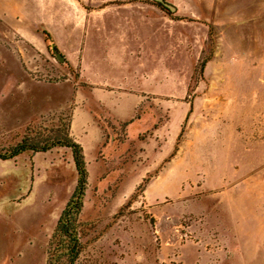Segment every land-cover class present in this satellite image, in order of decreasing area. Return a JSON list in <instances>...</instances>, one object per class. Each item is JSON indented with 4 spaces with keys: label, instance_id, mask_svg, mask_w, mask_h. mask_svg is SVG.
<instances>
[{
    "label": "rangeland",
    "instance_id": "rangeland-1",
    "mask_svg": "<svg viewBox=\"0 0 264 264\" xmlns=\"http://www.w3.org/2000/svg\"><path fill=\"white\" fill-rule=\"evenodd\" d=\"M163 1L0 0V152L81 145L76 264H264V0ZM121 3L130 63L84 69L104 93L57 54ZM86 30L88 61L113 51ZM76 180L66 147L0 160V264H46Z\"/></svg>",
    "mask_w": 264,
    "mask_h": 264
},
{
    "label": "trees",
    "instance_id": "trees-1",
    "mask_svg": "<svg viewBox=\"0 0 264 264\" xmlns=\"http://www.w3.org/2000/svg\"><path fill=\"white\" fill-rule=\"evenodd\" d=\"M44 34L46 39L49 40L50 35L45 31ZM56 147H66L71 150L77 180L49 239L46 264H76L84 248L80 241L81 222L79 217L88 184V172L81 145L70 136L68 131L64 135H59L53 139L34 141L24 137L11 149L0 152V160L15 159L26 151L46 153Z\"/></svg>",
    "mask_w": 264,
    "mask_h": 264
},
{
    "label": "crops",
    "instance_id": "crops-1",
    "mask_svg": "<svg viewBox=\"0 0 264 264\" xmlns=\"http://www.w3.org/2000/svg\"><path fill=\"white\" fill-rule=\"evenodd\" d=\"M127 5H128L127 3H125V4L121 3L119 6H117V8H121V9H119V11L117 10L116 14L109 12V13H105V14L101 15L99 18H96V19H94L93 17H89L88 21L85 23V25L81 29L83 31V33L81 35L76 34L73 37L74 38L73 43H74V47L76 49L71 51V52L64 53L65 57L62 55L63 59L67 61L69 66L73 70H76L77 72H79V77L81 78V80H83L89 86H92L91 89H94L95 87H99V88L104 87L105 90L102 89V90H104V93H105V91L110 93V92H113L116 90V87H110L109 85L106 86L107 83H105V82H103L101 84L99 83L97 85H91V83L89 81L85 80V77H84L85 70L84 69L86 68L87 65H90L91 62H92V64H93V62L94 63L98 62L99 64L102 63V64H106L110 67H113V68L121 69V68L125 67L126 65H128V63H130V61H131V54H130L131 44L129 45V43H130L131 39H133V40L138 39V35H136L135 33H132L130 31V24H129L130 20H129V18L125 19L124 12L127 10H124V8H126ZM108 7H109V5L104 6L103 8H101V11H105L106 8H108ZM108 14H111V15L114 14L115 17L118 18V21L110 23V25L107 24L105 21V17ZM73 18H74V27L77 29V27H76L77 21H76L75 17H73ZM87 23H90L91 28H93L96 31L95 36L97 37L98 40H104L107 44L111 42L112 46L115 47L113 49V51H111L109 48H105L102 55H100V57L98 59H96V61H95V59L88 61V59L85 57V50L83 49V47L85 45L84 44L85 40L87 38V32H86L87 31L86 30ZM135 36H137V37L135 38ZM57 46L59 49H61L58 44H57ZM77 49H80V50L78 51ZM13 60L16 63V58H13ZM132 60L136 64L139 65V57H137L135 59L133 58ZM66 83L71 89H73L75 92L78 93L79 90L78 89L75 90V88H74V86L76 85L75 83H73L69 79L67 80ZM118 91H123L126 93V91L123 89L121 90V88H119ZM46 112L47 111H43V110L37 112L35 118L40 117L41 115L45 114ZM30 122H31V120L25 122L24 126H26ZM24 153H26V152H24ZM7 161H9V160H7Z\"/></svg>",
    "mask_w": 264,
    "mask_h": 264
},
{
    "label": "water",
    "instance_id": "water-1",
    "mask_svg": "<svg viewBox=\"0 0 264 264\" xmlns=\"http://www.w3.org/2000/svg\"><path fill=\"white\" fill-rule=\"evenodd\" d=\"M157 3H159V4H161L162 5V7H164L165 9H167V10H169L170 12H174L175 11V7L174 6H172V5H170V4H168V3H165L163 0H155ZM57 57H58V59H60V60H64L63 59V56L62 55H60V54H57Z\"/></svg>",
    "mask_w": 264,
    "mask_h": 264
}]
</instances>
